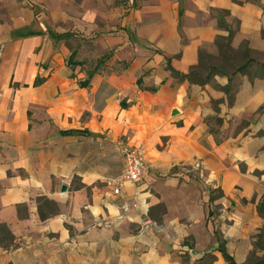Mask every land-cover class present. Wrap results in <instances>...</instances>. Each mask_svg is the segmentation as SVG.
Masks as SVG:
<instances>
[{"label": "crops", "instance_id": "1", "mask_svg": "<svg viewBox=\"0 0 264 264\" xmlns=\"http://www.w3.org/2000/svg\"><path fill=\"white\" fill-rule=\"evenodd\" d=\"M124 1L0 0V225L16 244L0 245V264H195L210 251L225 264L217 229L237 264L254 249L264 225V176H255L264 174V78L215 76L201 88L173 77L165 58L187 74L201 48L216 52L227 32L213 13L222 11L234 50L246 40L263 51L264 0H137L131 14ZM66 24L124 30L77 47L63 38ZM91 44L115 50L105 73L81 63L98 56ZM122 144L142 146L147 167L114 195ZM216 189L213 229L205 197ZM39 197L59 210L44 222Z\"/></svg>", "mask_w": 264, "mask_h": 264}, {"label": "rangeland", "instance_id": "2", "mask_svg": "<svg viewBox=\"0 0 264 264\" xmlns=\"http://www.w3.org/2000/svg\"><path fill=\"white\" fill-rule=\"evenodd\" d=\"M251 1H253V0H251ZM122 3H124L125 5ZM121 4H122L123 11H126V10L128 11L127 14H131L132 12L136 11L137 6H138L137 0H128L127 3H126V1H124V2H121ZM118 5H119V3H118ZM218 15H220V17H222L223 20L225 21V18L227 17L228 13L223 12V11L213 13V16H215L216 18L218 17ZM179 22H180V20H179ZM227 27L232 33V36H231V38H232L233 34H234V29L232 27L229 28L228 25H227ZM64 28H65V32L63 33L64 34L63 38L65 39L66 43H74V44L76 43L77 47L80 46V43H82V44L101 43V41H99V38H102L103 35H108V34H111L114 32H119V31L124 30L123 28H120V29L117 28L116 31L112 30V29L104 31V30H102L103 29L102 24L99 25L98 30L92 31V33L80 32L79 30L73 28L70 24H66ZM125 31L131 37V41H134V37H133V34L131 33V31L130 30H125ZM179 34H180V37L182 39L184 36H183V33L180 30V28H179ZM227 35H228V32H227ZM226 37H223V38H226ZM261 39L264 40V13H263V25H262V30H261ZM230 42H231V39H230ZM241 43L242 44L236 50H234L231 47V44H230V50H227L226 47H220V49L216 47L217 51L214 53L208 52L207 48H205V47L201 48L199 50L200 76L205 77L207 69L210 67H214V68L219 69L221 72H223L225 74V76L231 77V76H233L232 73L239 66H241L244 63H247V61L249 59L252 60V62H251L252 64H250L245 71L247 76L249 78H252V76L254 77V74H257V75L262 74L264 72V68L263 69L261 68V67H264V50L263 51H254V50L249 49V47H248L249 42L246 40H243ZM245 45H247V49H246ZM143 46L146 47L145 45H143ZM71 47H73V45H71ZM88 50H89V48H88ZM90 50L91 51L96 50V53L98 56L94 57V54H92V57L84 56L83 61L81 63L84 65L87 74H89V73H92V74L105 73L106 69L110 67V65H109L110 64V58H111L112 54L115 52V50L107 51L103 47H101L100 45L94 46L93 44H91ZM124 65H127V64L123 63V64H121V67L123 68ZM113 68H115V67H113ZM214 78L215 77L212 78L211 84L209 86H211L214 83ZM227 101L229 104L232 103V100H227ZM216 103L217 102L210 101V106L212 107V109L215 113H217L218 109H219L218 108L219 106H217ZM262 112H264V111H262ZM258 113H261V112L258 111ZM258 113H256L255 115H258ZM212 125H213V123H212ZM241 125L243 126V124H241ZM262 175L264 176V174H262L261 172L255 173V176H257L259 178L263 177ZM215 191H217V189L213 190L215 197H217V194L215 193ZM207 192H208V190L205 187V196H208ZM209 193H210V191H209ZM252 199L255 200V197ZM205 209H206V213H208V211H211L213 213V216L209 219L208 222H211V226L213 227V229H215V227L217 225V223H215V221L220 214L221 207L214 206L213 204H210L209 200L207 201V198L205 197ZM215 233H216V235H215ZM217 234L220 235L221 241H224L222 239V235L218 229L213 231L214 239L216 240ZM257 237H259V238H257ZM254 238H255V243H253L254 249L248 255L247 260L244 264H258L259 261L264 259V225L259 230V233L254 236ZM256 243H258V244H256ZM255 244L257 245V247H255ZM209 253H213V252L210 251ZM206 262H209V261L206 260Z\"/></svg>", "mask_w": 264, "mask_h": 264}, {"label": "trees", "instance_id": "3", "mask_svg": "<svg viewBox=\"0 0 264 264\" xmlns=\"http://www.w3.org/2000/svg\"><path fill=\"white\" fill-rule=\"evenodd\" d=\"M181 15H182V12H179V18L181 17ZM217 22L221 28L225 29L228 32V35L226 38L218 37L215 41V46L219 49H220V47H226L227 50H230V39H231L232 33L228 29L227 25L224 23L223 18L220 17V15H218V17H217ZM245 47L247 49V45H245ZM173 59H174V57L165 58L167 71H169L173 77H178L181 80H185L191 85H195V86L202 88V87H205L207 85H210L213 77L225 76V74L223 72H221L219 69L214 68V67H210L207 69L205 77H201L200 76V58H199V64L197 66L193 67L187 74H181V73H179L173 69V67L171 65V62ZM251 62H252V60L249 59L247 61V63H244L241 66H239L232 74L233 75H235V74L247 75L245 73V71L248 68V66L250 64H252ZM127 66L128 65H124L125 68H127ZM261 68L263 69L264 67H261ZM90 77H91V75L88 77V79H90ZM255 77L264 78V72L260 75L254 74L253 78H255ZM43 82H44V79L37 77L33 83V86L34 87L40 86ZM141 84H142V79L139 78L136 82V85L140 89H142ZM80 85H81V87H86L87 81L84 83H81ZM144 90L149 91L151 93H155L157 91L155 88H148V89H144ZM221 91L226 95L228 100H231L230 90L228 87H224L223 89H221ZM259 111L260 112L264 111V106L261 107ZM215 193L217 194V197H215L213 191H210V193H209V203L210 204H213L214 201L221 199L223 197V194L219 189L217 191H215ZM253 200L254 199H252V201ZM36 202H37L38 215H39V219L41 220V222H44L48 218L55 216L59 211L57 204L54 201H51L45 197H39L36 200ZM17 208H18V213L20 216H23V217L27 216V208L25 206L20 205ZM257 211H258V214L262 218H264V194L260 197V200L257 204ZM212 216H213V213L211 211H208L207 221H209V219ZM215 235H216V233H215ZM257 238H259V237H257ZM216 241L218 243L217 252L221 255L223 262L225 264H237L234 261L233 257L227 252L226 246H225L226 243L224 241H221L219 234H217V236H216ZM256 244H258V243H256ZM256 244H255V247H257ZM0 245H2L3 248H5L7 250H9L10 248L16 247V244L14 243L13 237L11 236L8 229L4 225H0ZM206 260H208L209 262H206ZM215 261H216V258L212 253H205V255L201 259H199L195 264H214ZM258 264H264V259L259 261Z\"/></svg>", "mask_w": 264, "mask_h": 264}, {"label": "built area", "instance_id": "4", "mask_svg": "<svg viewBox=\"0 0 264 264\" xmlns=\"http://www.w3.org/2000/svg\"><path fill=\"white\" fill-rule=\"evenodd\" d=\"M118 151L122 156V171L116 179L114 195L119 194V188L126 182L138 183L147 167V152L142 146L122 144Z\"/></svg>", "mask_w": 264, "mask_h": 264}, {"label": "water", "instance_id": "5", "mask_svg": "<svg viewBox=\"0 0 264 264\" xmlns=\"http://www.w3.org/2000/svg\"><path fill=\"white\" fill-rule=\"evenodd\" d=\"M61 192H65V187L64 186L61 187Z\"/></svg>", "mask_w": 264, "mask_h": 264}]
</instances>
